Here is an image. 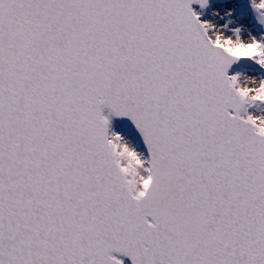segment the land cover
Here are the masks:
<instances>
[{
	"label": "snow or ice",
	"instance_id": "obj_1",
	"mask_svg": "<svg viewBox=\"0 0 264 264\" xmlns=\"http://www.w3.org/2000/svg\"><path fill=\"white\" fill-rule=\"evenodd\" d=\"M0 264H264V0H0Z\"/></svg>",
	"mask_w": 264,
	"mask_h": 264
}]
</instances>
